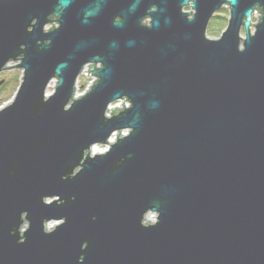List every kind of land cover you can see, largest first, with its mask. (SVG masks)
I'll return each mask as SVG.
<instances>
[{"label": "water", "instance_id": "1", "mask_svg": "<svg viewBox=\"0 0 264 264\" xmlns=\"http://www.w3.org/2000/svg\"><path fill=\"white\" fill-rule=\"evenodd\" d=\"M10 67L0 264H264V0H0Z\"/></svg>", "mask_w": 264, "mask_h": 264}, {"label": "rangeland", "instance_id": "2", "mask_svg": "<svg viewBox=\"0 0 264 264\" xmlns=\"http://www.w3.org/2000/svg\"><path fill=\"white\" fill-rule=\"evenodd\" d=\"M184 10L186 11H192V9L189 6H185ZM215 16H212L211 19L209 20V23L207 25L206 29V35L210 38H218L222 30L226 27L228 16H229V8L228 6L226 7H221L218 11H216ZM259 14L255 13L252 18H251V26L250 29L251 31L254 29V25L259 18ZM52 26L51 23L47 24L45 26L46 29H49ZM54 26V25H53ZM243 35V32H241ZM19 61H12L8 64L14 65L17 64ZM87 73V72H86ZM22 77V70L19 67H10L6 68L5 70L0 72V108L2 106L6 105L14 96L16 89L19 85V82ZM55 79L51 80L49 82V85L46 88V93H51L54 89L55 86ZM92 77H90L87 74H79L77 77V93H81L87 86L91 83ZM115 105H120L119 102H117ZM126 133V130H122L121 134ZM116 136H112L110 138L111 141H114ZM99 149L106 150L108 148L107 144H96ZM154 214L153 213H148L146 215V218L144 220V223H149L150 221H153ZM53 222L48 223V226L52 225Z\"/></svg>", "mask_w": 264, "mask_h": 264}, {"label": "built area", "instance_id": "3", "mask_svg": "<svg viewBox=\"0 0 264 264\" xmlns=\"http://www.w3.org/2000/svg\"><path fill=\"white\" fill-rule=\"evenodd\" d=\"M88 69H89V66L88 65H85L84 68H83V70L81 71V74H86V72L88 73ZM89 76L92 77V81H91V83L89 85H92L93 80H95V77L94 76H91V75H89ZM76 85H77V82L75 83V93H74V97H78L79 95L83 94L85 91H87L89 89V85H88L87 88H85L81 93H77V90L78 89H77V86ZM117 102H119L120 105H115ZM123 103H124V106L125 107L129 105V103L126 100H123ZM112 107H117V108L123 107L122 106V100H118V101H116V102H114V103H112V104L109 105V109H112Z\"/></svg>", "mask_w": 264, "mask_h": 264}, {"label": "bare ground", "instance_id": "4", "mask_svg": "<svg viewBox=\"0 0 264 264\" xmlns=\"http://www.w3.org/2000/svg\"><path fill=\"white\" fill-rule=\"evenodd\" d=\"M93 151L102 152L104 150L103 149H99L97 146H93Z\"/></svg>", "mask_w": 264, "mask_h": 264}, {"label": "trees", "instance_id": "5", "mask_svg": "<svg viewBox=\"0 0 264 264\" xmlns=\"http://www.w3.org/2000/svg\"><path fill=\"white\" fill-rule=\"evenodd\" d=\"M213 16H215V14Z\"/></svg>", "mask_w": 264, "mask_h": 264}]
</instances>
